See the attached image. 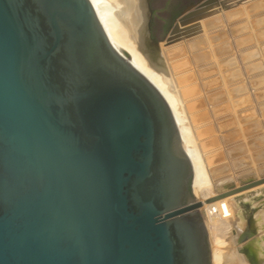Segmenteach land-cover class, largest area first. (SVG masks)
I'll return each instance as SVG.
<instances>
[{
	"label": "water",
	"instance_id": "water-1",
	"mask_svg": "<svg viewBox=\"0 0 264 264\" xmlns=\"http://www.w3.org/2000/svg\"><path fill=\"white\" fill-rule=\"evenodd\" d=\"M192 180L171 107L90 0H0V264H212Z\"/></svg>",
	"mask_w": 264,
	"mask_h": 264
},
{
	"label": "rangeland",
	"instance_id": "rangeland-1",
	"mask_svg": "<svg viewBox=\"0 0 264 264\" xmlns=\"http://www.w3.org/2000/svg\"><path fill=\"white\" fill-rule=\"evenodd\" d=\"M203 1L206 0L192 3L186 0L150 1L154 11L150 30L152 39L156 42L170 40L171 31L179 23L178 20L185 13L196 11V6ZM231 1L213 0L209 6L211 10L201 9V13L198 12L192 18L195 22L200 21L210 11L216 12L215 14L219 11L214 16L220 19L224 11L228 15L234 13L230 14L232 17L228 16V21L219 22L220 30L215 27L216 30L208 34V37H197L203 40L197 49L181 54L182 58H186L178 59L176 71L177 78H183L176 79L175 82L173 80L171 88L173 93L176 91L173 95L178 102L183 103L181 108L185 112L181 110L187 115L185 116L191 129H194L193 133L196 131L194 134L200 139V144L196 147L201 151V164L206 170L204 174L209 176H206L207 189L217 188L227 194L231 193L235 197L234 202H231L234 208L241 198L256 199L253 218H250L247 228L241 232L238 245L241 253L244 246H251L260 262L264 260L258 251V246L264 248V226L262 230L256 226V216L261 210L258 204L262 199L260 197L264 194V0ZM109 6L115 7V2H109ZM120 13L118 9L117 18H121ZM138 48L141 52H146L140 45ZM156 64L167 72L162 61L160 65ZM184 74L190 75H185L189 81L184 79ZM201 208L202 206L198 211L204 220ZM218 222L222 224L221 228L214 231L211 238L209 235L211 252L212 242H223L218 246L220 264H236L231 261L235 246L231 227L234 222L230 223L223 218H219Z\"/></svg>",
	"mask_w": 264,
	"mask_h": 264
},
{
	"label": "bare ground",
	"instance_id": "bare-ground-1",
	"mask_svg": "<svg viewBox=\"0 0 264 264\" xmlns=\"http://www.w3.org/2000/svg\"><path fill=\"white\" fill-rule=\"evenodd\" d=\"M90 1L92 2L96 10V13L99 17V20L101 21L115 49L155 86V88L163 95V97L171 107V110L173 111L175 120L177 122V125L181 133V138L185 152L187 153L193 165L192 191H193V195L195 196L194 197L195 200H198L199 202L202 203L201 210L204 213V221L208 228L210 238L211 235L214 233V231H217L219 228H221L222 224L218 222L219 218L227 219V221L229 220L230 223L234 222V225L231 224L233 231V240L235 243V246H233L234 247L233 253L231 252L232 253L231 261L236 264H240V263L245 264V257L241 253V248L239 247L238 243L240 241V237H242L241 232L245 228H247L249 222L251 221L250 218H253L252 216L254 215L255 212L254 201L256 199L254 197H248L246 199L241 198L237 201V206L234 208L231 202H234L235 197L231 196V193L227 194L224 191L218 190L217 188H214L213 190L207 189L208 184H207L206 176L208 175L207 173L206 176L204 174L206 170L204 171L205 167H203L204 165L202 166L201 164L202 163V160H200L201 153H199L201 151L196 147L197 145L200 144V139L196 137L197 136L196 134H194L197 133L196 131H194L193 133L194 129L193 130L191 129L189 123L187 122L188 121L187 120L188 118H186L187 115L184 114L185 111L183 108H181V105L183 103L178 102V99H176V97L173 95L176 91L173 93L171 88L172 81L174 80L175 82L176 79L179 80V78L182 77L181 76L182 74L181 75L179 74V76L181 77L177 78L178 73L176 71V62L180 60L179 58L181 57V54L187 51L190 52V49L191 50L195 48L197 49L200 43L203 42V40H201L202 37L204 36L208 37V34L213 33V31L220 26L219 24L220 21L223 22H225L226 20L228 21V19L232 17L231 15H234V13L233 14L230 13L231 15L229 14L230 17H228L229 15L224 11L223 13H221V15L222 14L223 15L221 16L222 18L220 19V17L214 16L216 12L206 11L209 13L205 15L202 19L200 18L201 15H199L200 16L199 19H201L200 21L197 22L193 20H188L185 22L179 21L178 29L175 32H173V34H171L170 37V41L172 40L173 42H170L169 40H167V42L165 40L164 42L162 40L160 42L155 43L154 41H152L149 32V21L151 16L147 8L146 0H107V1L90 0ZM112 1L115 2V7L109 6V2ZM118 9L119 11H121L120 13L122 14L121 18H117ZM190 9L191 8L189 7V10ZM209 9L211 10V7H209ZM218 12L215 15H218L219 14ZM237 12L239 13V11ZM238 23H236V25ZM220 28H218V30H220ZM217 34L219 33L217 32ZM197 37H201V38L199 39ZM138 45H140V47H142L143 50H146V52H141L140 49L138 48ZM189 52L187 54H189ZM185 56L187 55L185 54ZM184 58H182V60H184ZM161 61L166 65L167 72L163 71L162 69L158 68V66H156L157 65L156 62L158 63V65H160ZM188 64H190V62ZM186 74H188L187 70H186ZM186 74L183 75L185 80L187 79L185 78L186 76H190ZM178 92L179 91H177V93ZM181 109H183L184 112ZM213 168H215V165ZM260 198L262 199L258 204H260L259 206H261V210L256 216L257 217L256 226H258V228L262 230L264 226V202H263L264 194ZM214 208H217V210L219 209L220 212L215 214ZM248 215H251V217ZM258 237L260 236L258 235ZM215 243L217 246L215 245ZM215 243L213 244L212 242L213 245L212 264H220V248H218V246L223 244V242H215ZM260 246H258V251L263 259L264 248ZM260 264H264V260L260 261Z\"/></svg>",
	"mask_w": 264,
	"mask_h": 264
},
{
	"label": "flooded vegetation",
	"instance_id": "flooded-vegetation-1",
	"mask_svg": "<svg viewBox=\"0 0 264 264\" xmlns=\"http://www.w3.org/2000/svg\"><path fill=\"white\" fill-rule=\"evenodd\" d=\"M151 1V3H152V0H150ZM167 2H170L171 0H166ZM186 1H188V2H193V1H196V0H186ZM153 14H154V11H153ZM153 14H152V17H153ZM152 22H153V19H152V21H151V26H152Z\"/></svg>",
	"mask_w": 264,
	"mask_h": 264
},
{
	"label": "built area",
	"instance_id": "built-area-1",
	"mask_svg": "<svg viewBox=\"0 0 264 264\" xmlns=\"http://www.w3.org/2000/svg\"><path fill=\"white\" fill-rule=\"evenodd\" d=\"M215 209L217 210V208H214V213H215V214H217V213L220 212L219 209H218L217 211H216Z\"/></svg>",
	"mask_w": 264,
	"mask_h": 264
}]
</instances>
